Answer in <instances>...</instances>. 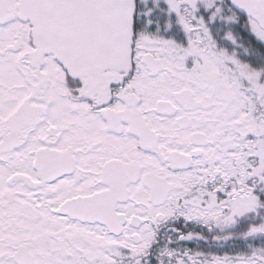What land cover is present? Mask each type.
<instances>
[{"label":"snow or ice","instance_id":"snow-or-ice-1","mask_svg":"<svg viewBox=\"0 0 264 264\" xmlns=\"http://www.w3.org/2000/svg\"><path fill=\"white\" fill-rule=\"evenodd\" d=\"M0 264H264V0H0Z\"/></svg>","mask_w":264,"mask_h":264},{"label":"trees","instance_id":"trees-1","mask_svg":"<svg viewBox=\"0 0 264 264\" xmlns=\"http://www.w3.org/2000/svg\"><path fill=\"white\" fill-rule=\"evenodd\" d=\"M189 246L195 248V244H189Z\"/></svg>","mask_w":264,"mask_h":264},{"label":"flooded vegetation","instance_id":"flooded-vegetation-1","mask_svg":"<svg viewBox=\"0 0 264 264\" xmlns=\"http://www.w3.org/2000/svg\"><path fill=\"white\" fill-rule=\"evenodd\" d=\"M189 246V245H188ZM190 247V246H189Z\"/></svg>","mask_w":264,"mask_h":264}]
</instances>
